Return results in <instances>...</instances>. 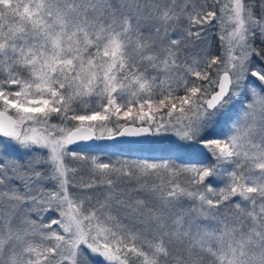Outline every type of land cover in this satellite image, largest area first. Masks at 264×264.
<instances>
[{"label":"snow or ice","instance_id":"1","mask_svg":"<svg viewBox=\"0 0 264 264\" xmlns=\"http://www.w3.org/2000/svg\"><path fill=\"white\" fill-rule=\"evenodd\" d=\"M0 264H264V0H0Z\"/></svg>","mask_w":264,"mask_h":264}]
</instances>
